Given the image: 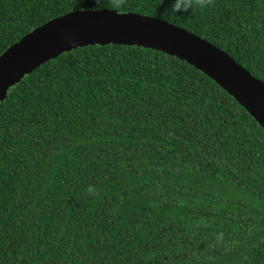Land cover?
Instances as JSON below:
<instances>
[{"label": "trees", "instance_id": "obj_1", "mask_svg": "<svg viewBox=\"0 0 264 264\" xmlns=\"http://www.w3.org/2000/svg\"><path fill=\"white\" fill-rule=\"evenodd\" d=\"M0 0V55L72 11L162 19L264 82V0ZM98 195L87 197V186ZM0 264H264V130L186 61L94 44L0 99Z\"/></svg>", "mask_w": 264, "mask_h": 264}, {"label": "water", "instance_id": "obj_2", "mask_svg": "<svg viewBox=\"0 0 264 264\" xmlns=\"http://www.w3.org/2000/svg\"><path fill=\"white\" fill-rule=\"evenodd\" d=\"M139 45L163 51L202 71L231 95L264 130V82L229 54L195 33L149 15L86 9L36 27L0 55V99L38 65L94 44Z\"/></svg>", "mask_w": 264, "mask_h": 264}, {"label": "clouds", "instance_id": "obj_3", "mask_svg": "<svg viewBox=\"0 0 264 264\" xmlns=\"http://www.w3.org/2000/svg\"><path fill=\"white\" fill-rule=\"evenodd\" d=\"M117 3H119V0H117ZM212 3L213 0H171V3L165 10V14H174L177 16H181L178 15V13H185L189 9H192V11L204 10L210 7ZM85 195L87 197H95L96 195H98L95 186H87V188L85 189Z\"/></svg>", "mask_w": 264, "mask_h": 264}]
</instances>
